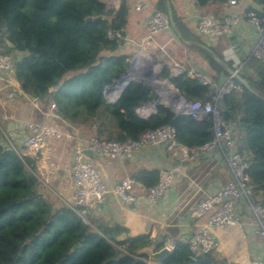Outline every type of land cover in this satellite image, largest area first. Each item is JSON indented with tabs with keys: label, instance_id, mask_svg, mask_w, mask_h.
<instances>
[{
	"label": "trees",
	"instance_id": "trees-1",
	"mask_svg": "<svg viewBox=\"0 0 264 264\" xmlns=\"http://www.w3.org/2000/svg\"><path fill=\"white\" fill-rule=\"evenodd\" d=\"M149 1L167 13L166 0ZM193 1L204 8L215 0ZM255 1L262 5L257 13L264 15V0ZM170 4L175 29L183 39L192 41L189 47L215 70L211 79L218 81L228 75L226 65L232 67L231 62L211 53L210 46L203 47L206 44L191 32L171 0ZM127 12L125 0L111 22L93 19L106 15L103 0H0V40L7 41L0 52L17 53L13 78L21 93L36 97L68 131L79 128L85 135L87 129L90 136L125 141L170 125L179 144L196 147L210 141V116L197 120L174 113L159 97L150 114L139 115V107L155 101L156 91L149 80L132 78L114 101L105 98L106 87L125 74L129 65L130 55L120 51L124 39L115 36L118 30L124 36ZM253 57L260 61L255 75L240 73L249 87L235 80L239 89L222 95L219 104L236 137L237 150L248 163L252 199L264 205V60ZM158 78H168L191 101L210 100L214 93L208 84L190 76L187 68L172 73L169 63L162 65ZM34 163L0 143V264H147L146 249L155 252L165 247L162 236L131 237L118 223L96 221L88 212L86 223L75 207L66 203L53 206L39 192L40 179L26 170L25 166L33 169ZM160 172L143 167L131 179L147 190L158 181ZM122 233L125 237L117 239ZM75 243L79 245L70 250ZM157 264L238 263L213 251L194 254L176 239Z\"/></svg>",
	"mask_w": 264,
	"mask_h": 264
},
{
	"label": "built area",
	"instance_id": "built-area-1",
	"mask_svg": "<svg viewBox=\"0 0 264 264\" xmlns=\"http://www.w3.org/2000/svg\"><path fill=\"white\" fill-rule=\"evenodd\" d=\"M103 1L106 15L114 17L124 0ZM221 2L228 7H236L242 0H221ZM135 8L142 14V22L146 27V35L142 39V44H150L158 33L171 28L167 13L157 10L149 0H135ZM241 21L250 25L257 36L251 49L252 55L264 60V15H259L256 10L250 7L221 16L212 13L200 14L195 21V31L201 37L215 38L230 34L234 26ZM115 36L123 38L120 30L115 32ZM229 50L230 58L233 60V69L237 73L243 72L246 62L241 60L236 53V45L232 44ZM14 66L15 55L0 52V105L12 102L19 96L38 103L36 97L30 98L22 94L19 87H6L4 82L13 78ZM179 71L180 66L175 63L172 66V73ZM189 73L200 83L208 84L214 90L211 99L191 101L177 92L166 98L167 105L174 113L189 114L197 120L210 116L213 138L202 145L187 147L176 141L175 130L170 125L146 130L137 139L125 141L107 140L95 136L85 138L72 151V190L69 205L75 207L81 218L86 221L85 214L88 210L95 209L107 195H116L127 203L146 200L150 204H155L173 182V170L165 168L160 172L158 181L145 193L133 194L131 193L133 180L128 177L113 185L105 183L101 179L98 167L84 152L85 149L95 157L118 160L131 158L141 148L158 146H166L168 149L176 148L177 158L181 161L216 156L217 160L225 166L230 179L214 191L198 197L194 201L189 216L200 218L207 215V219L184 240L192 253L203 254L214 251L216 248L214 234L216 229L242 223L241 216L237 211L240 204L251 216L246 223L252 227L255 233L264 237V205L252 199V188L247 173L248 163L237 150V140L231 125L221 115L220 98L226 93L238 90L239 86L231 75L223 76L222 79L216 81L196 70H191ZM106 98L107 101L112 102L117 96L108 91ZM50 107L54 108L55 105L52 103ZM7 118L8 116L3 113L2 119ZM15 124L18 131L17 139L5 138L3 145L13 149L19 157H28L35 162L50 138L64 135V132L59 128L46 123L19 118L15 120ZM246 264H264V258L253 257Z\"/></svg>",
	"mask_w": 264,
	"mask_h": 264
},
{
	"label": "crops",
	"instance_id": "crops-1",
	"mask_svg": "<svg viewBox=\"0 0 264 264\" xmlns=\"http://www.w3.org/2000/svg\"><path fill=\"white\" fill-rule=\"evenodd\" d=\"M256 2L255 0H252ZM127 4V21L123 28L124 42L120 46L122 53L128 54L142 47H157L160 50L166 49L169 53L172 66L177 63L180 70H196L206 74L208 77L215 75V70L208 61L197 51L179 39L174 30L158 33L150 44H142L146 35V27L142 22L141 13L135 8V0H125ZM172 6L179 16L188 24L191 32L198 36L213 53L220 55L225 61L232 64L230 58V46L236 45V53L239 58L246 62L245 73L255 75L256 67L260 61L252 56L251 49L256 41V33L245 21L234 26L228 35L215 38L199 36L195 31V21L200 14L212 13L217 16L236 12L233 7L225 6L221 1H210L204 8H199L193 0H171ZM257 3V2H256ZM261 8L262 5L257 3ZM173 33V34H172ZM221 59V60H222ZM223 76L220 77L222 79ZM219 79V80H220ZM16 87H19L15 82ZM122 88V84L108 85L104 92L110 91L116 94ZM107 99V98H106ZM154 110V107L141 106L136 112L141 116H147ZM5 113L8 118L2 119ZM0 115V131L9 139H17L18 131L15 128V120L19 119L21 112L11 110ZM64 135L52 137L39 154L37 163L39 171H45V180L51 177L54 185H57L59 192L70 199L71 164L72 151L87 136L81 133L79 128L68 131L63 128ZM87 155V154H86ZM87 157L94 162L101 172V179L113 185L124 178H130L131 174L139 168H155L162 171L165 168L173 170V182L165 194L155 204L146 200L135 203H127L116 195H107L104 200L95 208L88 210V213L96 221L108 220L110 223H118L125 226L131 237L140 234H149L152 238L164 237L165 247L170 250L176 239L184 240L199 228L207 219V215L200 218L189 216L194 201L222 185L230 179L226 168L216 156L209 158H194L181 161L177 158L176 148L168 149L166 146L141 148L129 159L118 160L112 158H98L91 155ZM146 189L133 181L131 193L143 194ZM237 211L241 216L240 225L227 226L216 229V248L214 253L219 257H225L233 263L246 264L253 257L264 258V237L255 233L250 225L246 223L251 217L240 204ZM149 264H156L150 262Z\"/></svg>",
	"mask_w": 264,
	"mask_h": 264
},
{
	"label": "rangeland",
	"instance_id": "rangeland-1",
	"mask_svg": "<svg viewBox=\"0 0 264 264\" xmlns=\"http://www.w3.org/2000/svg\"><path fill=\"white\" fill-rule=\"evenodd\" d=\"M171 30L172 29L170 28L168 31L172 32ZM5 43H7L5 39H3L2 41L0 40V50L5 49ZM9 46L10 48H12V45ZM10 51H11L10 53L12 54H17L13 50ZM128 54L130 55L129 65L125 74L129 78H143V79L152 78L154 84L152 85L154 86L156 94H158V97L161 98L166 104H168V102L166 101V98L168 96L176 94L177 92L181 94L178 87L174 85L168 78L165 79L158 78L162 65L164 63H169L171 65L169 53L166 49L160 50L157 47H150V48L142 47V48H137L133 51H129ZM143 56L145 58L140 59ZM139 59L140 61H138ZM154 81H158L159 83L164 81H169L175 87L176 92H172L168 89L166 90L164 86H162L161 84L158 85ZM4 83L7 88H11L12 86L16 87V85H14L15 84L14 78H9ZM12 109L16 110V112H21L20 116H18L20 119L46 123L50 126L59 128L62 132L64 131L62 125L57 120H55L54 117L52 118L50 117V110L47 111L45 109L44 104H41L39 102L33 103L28 99L23 100L20 97H16L12 102L6 103L4 105H0V113L11 112ZM86 132H87V134H85L86 136L91 135L90 133H88L87 129ZM3 142L5 143V136L0 131V143L3 144ZM25 167L27 171L34 173L40 179L39 192L43 193L47 198V200L53 206H60L62 203H66L68 205L70 204V199L64 197L59 192L57 185H54L52 183L51 177L49 178L47 177V181L44 179L46 172L44 170L39 171L38 167L40 166L38 165L37 162L34 163V167H33L34 170L30 166H25ZM87 218L88 217L85 218L86 223H88ZM250 218L251 217H249V219Z\"/></svg>",
	"mask_w": 264,
	"mask_h": 264
},
{
	"label": "water",
	"instance_id": "water-1",
	"mask_svg": "<svg viewBox=\"0 0 264 264\" xmlns=\"http://www.w3.org/2000/svg\"><path fill=\"white\" fill-rule=\"evenodd\" d=\"M166 7H167V15H168V18H169V23H170V26L171 28L174 30L176 36L181 39L185 44L187 45H190L192 43V41L190 40H186V39H183L181 37V34L179 31H177L175 29V22H174V19H173V15H172V8H171V4H170V0H166ZM247 7H250L256 11H262V8L254 1L252 0H242V2L236 6V7H233L232 9H234L235 11H241V10H244L245 8ZM87 20H91L92 17H87L86 18ZM93 19H104L108 22H111L112 20V16L110 15H103V16H95L93 17ZM9 45H12L11 43H8ZM203 47H206L205 45H202ZM207 48V47H206ZM208 50L213 53V51H211L209 48ZM214 59L218 62H221V58L217 55H214ZM127 71V70H126ZM226 72L228 75H231L233 76V78L235 80H237L238 82H240L241 84H243L245 87H249L246 79L240 74V73H237L232 67H229L226 65ZM154 79V77H153ZM131 80V78H129L126 74H123L121 75L118 79H115L111 85H118V84H122V88L119 89L118 91V95L120 94V92L122 91V89L126 86V84ZM146 80H150V83L153 84V81H152V78L151 79H146ZM154 85V84H153ZM157 98H158V94H155L154 95V99L155 101L151 104H145L144 106H149L151 105L152 107H155L156 103H157ZM84 152L87 154V155H91V152L87 149L84 150ZM30 197V195L28 196ZM125 237V234L122 233L120 236L117 237V239H122ZM31 237L28 238V240H30ZM79 243H75L73 246H71L70 250H73L76 246H78ZM169 250L167 247H163L162 249L158 250V251H155L153 252L151 248H148L145 250V252L148 254V263L149 264L150 262H153V263H158L160 258L165 254L167 253Z\"/></svg>",
	"mask_w": 264,
	"mask_h": 264
},
{
	"label": "bare ground",
	"instance_id": "bare-ground-1",
	"mask_svg": "<svg viewBox=\"0 0 264 264\" xmlns=\"http://www.w3.org/2000/svg\"><path fill=\"white\" fill-rule=\"evenodd\" d=\"M143 58H145L144 56L143 57H141L140 59H143ZM140 59L138 60V61H140ZM145 61H147V60H145ZM142 62V61H141ZM137 66H139V65H137ZM156 84H161L162 86H164L165 88H166V90L168 89V90H170V91H172V92H176V89H175V87L169 82V81H164V82H161V83H159L158 81H154ZM163 88V87H162Z\"/></svg>",
	"mask_w": 264,
	"mask_h": 264
}]
</instances>
